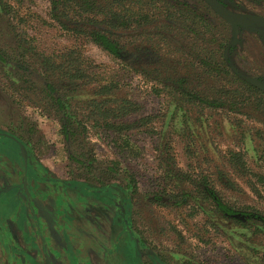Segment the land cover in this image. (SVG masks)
Segmentation results:
<instances>
[{
    "label": "rangeland",
    "instance_id": "374dc122",
    "mask_svg": "<svg viewBox=\"0 0 264 264\" xmlns=\"http://www.w3.org/2000/svg\"><path fill=\"white\" fill-rule=\"evenodd\" d=\"M96 1L103 6L115 5L114 8L119 9L114 0ZM164 1L169 2L171 7L179 3L183 7L180 9L184 11L194 10L203 21L208 15L204 0ZM222 1L236 13L264 16V0ZM118 2L135 12L154 10V4L150 0ZM70 9L68 16L77 23L72 24V27L76 25L79 29L76 33L65 30L52 19L51 0H0V153L4 150L7 153L10 148L16 152L26 149L28 152L24 156L25 161L43 164L50 169L51 178H64L65 181H77L76 175L81 173L75 172L76 169L80 172H85L84 167L89 169L87 165L71 161L73 155H80L82 150L87 152L88 149L98 155L100 164L97 167L105 169L112 159L117 158L122 164L121 168L134 173L138 189L136 194L126 188L128 174L121 172L117 184L128 191L132 198L130 230L137 240L124 238L121 244H116L115 254L112 256L114 264H248L243 259V254L231 246L228 238L233 239L234 244L235 240L239 241L238 246H241L244 237L241 238L240 235H251L250 238L247 237L251 239L250 244L264 252V231L254 229L248 234L246 231L243 233L240 226L231 221L226 223L220 218L217 222L226 226V232L218 233L205 227V214L191 218L186 205L179 208L175 204L161 206L153 200L151 195L156 193V183H160L161 176L157 164V138L135 132L133 141L139 149L138 157L122 154L110 144V139L103 142L93 133L85 141L81 134L77 135L78 142L73 137L67 139L62 134V124L50 98L52 93L59 91L74 95L75 98L68 96V99L74 105L72 112L76 113L78 102L86 101L93 87L104 85V81L115 80L120 83V96L131 98L142 105L140 115L133 116L131 121L153 115L156 118L155 127L159 131L162 129L164 116L176 107V103L172 102V94L164 89L166 84L171 83L169 77L186 78L193 92H201L210 99L214 98L217 86L229 85V82L225 80L217 83L216 78H206L203 70L195 69L194 65L198 67L199 60L191 58L196 53L182 30L173 32L172 29L165 28L163 22L154 28L151 25L142 28L133 26L129 30L115 32L112 36L125 47L124 62L110 56L88 37L87 34L94 29L105 31L103 25L95 28V25L83 21L86 16L81 19L74 7ZM100 18L104 19L103 16ZM208 20L214 31L212 34L207 33L203 39L205 30L202 28L199 44L207 43L213 50L226 45L223 59L231 71L244 80L259 78L264 81V28L241 27L238 45L234 46L231 26L216 19L213 14L208 15ZM160 34L167 36L169 43L162 44L159 48L150 46V35L159 37ZM74 38L79 42L77 46L86 60L83 61L85 66H92L90 79L85 81L63 79L54 70L47 71L45 64L48 57L57 55L58 50L75 46ZM53 52L55 53L52 54ZM125 63L136 68H151L147 72L150 78L135 73V69L129 68ZM155 75L165 84L156 81ZM152 87L163 91L160 97L154 94ZM190 108L187 107L188 116L193 120L203 118L206 124L203 127L198 125L195 140L190 142L193 152L191 156L195 155L196 158L185 154V142L181 137H174L179 166L186 172L193 173L195 179L206 175L216 180V185L228 202L239 207H253L264 213V185L257 177L239 175L227 163L230 151L242 150L246 154L250 171L264 176V131L261 136L259 134V129L264 130L263 113L249 110V113L241 115L228 110H214L206 111L205 116L201 117L199 110ZM90 169L96 173V168ZM221 171L237 184L240 192L221 188ZM92 172L90 176L95 177L96 174L93 175ZM251 180L258 191L251 189ZM84 189L88 193L107 195L109 188L96 189L85 185ZM81 201L83 204L77 207L78 212L80 207L86 211L85 207L92 199L85 194ZM71 206L73 212L74 203ZM71 215L68 214V217L73 220ZM119 220L120 216L116 223ZM260 227L264 229L263 225Z\"/></svg>",
    "mask_w": 264,
    "mask_h": 264
},
{
    "label": "trees",
    "instance_id": "16d2710c",
    "mask_svg": "<svg viewBox=\"0 0 264 264\" xmlns=\"http://www.w3.org/2000/svg\"><path fill=\"white\" fill-rule=\"evenodd\" d=\"M114 2L119 6V9L114 8L115 5L112 7L103 6L96 0H51V17L65 30L76 33L79 30L78 26L72 27V24L77 23L68 16L70 8L74 7L81 19L86 16L83 21L95 25V28L103 25L105 31L94 29L87 35L96 46L120 61L126 60L125 47L112 34L120 30H129L133 26L142 28L151 25L154 28L155 25L163 24L164 22L165 28L168 27L173 32H181L180 30H182V33L186 35V40H189L188 43L194 48L193 51L196 53L191 58L196 57L199 60L198 67L194 65L196 70H203L206 78H216L218 80L217 83L227 80L229 85L217 86L214 98L210 99L208 95L201 92H193L189 88L191 84L187 83L188 80L186 78L180 76L177 78L169 77L171 83L166 84L164 89L172 94V102L176 103V107L164 116L162 129L159 131L155 127L156 118L153 115L143 116L135 121H131L133 116L140 115L142 105L131 98L120 96L118 94L120 83L115 80L104 81V85L93 87L89 98L86 101L78 102V112L76 113L72 112L71 108L74 105L68 99V96H70L69 98H75L74 95L63 94L62 91L58 93L54 92L50 95V98L55 105L53 107L55 108L54 111L57 113L59 121L62 124V134L65 138L69 139L73 137L78 142V134H81L84 139L83 141H85L93 133L97 139L103 140V142L106 139H110V144H113L114 148L122 152V154L126 153L133 157L140 156L139 149L133 141L135 132L155 137L157 138V164L161 176L159 179L160 183H156V193H153L151 196L158 205L175 204L178 208L186 205V207H189L188 212L191 218H196L201 213L205 214V227L218 233L226 232V226L217 222L220 218L225 222L231 221L236 226H240L239 228L243 233L245 231L246 233L251 232L254 229L258 232L264 231L260 227V225L264 226V213L253 207H239L234 203L228 202L216 185V180L210 176L201 175L198 179H195L193 173L183 170L179 166L175 154L176 146L174 144V137H181L185 142V154L191 158H196L195 155L191 156L193 152L190 142L195 140L198 125L203 127L206 122L203 121V118L194 120L190 118L187 107H191V110H199L198 112L201 113V117L205 116L206 111L214 110H228L229 112L240 113L241 115H245L249 113V110H253L264 115V91L231 71L226 64L227 62L223 59V49H226V45L225 47L220 46L219 49L213 50L209 48L207 43L202 42L201 45L199 44L202 37L200 35L202 28L205 30L203 39L207 33L212 34L214 29L209 22L202 24L203 20L196 13H190L178 7H171L172 5L169 2L165 3V1L160 0H150V3L154 4L152 7L154 10L144 11L143 9L140 12H135L125 6H121L118 4V0H114ZM153 11H157V13ZM101 16L104 19L100 18ZM174 22L179 25H175ZM150 37L151 39H148V42L150 46L155 48L169 43L168 37L164 34H160L159 37L150 35ZM73 43L75 46L68 48L66 46L58 50L56 52L57 55H53L56 57L55 59L53 56L47 58L45 63L47 71L52 72L54 70L60 77L72 82L77 80L85 81L90 79L92 66L90 64L88 68L87 64L85 66L83 61L86 60L77 46L79 45L78 40L73 41ZM126 65L131 69L134 68L135 73L150 78V74L147 72L151 68L147 70L149 67L143 69L140 66H137V68L132 67L128 63ZM151 72L154 74V71ZM155 78L160 84L162 82L165 84L156 75ZM152 89L156 96H161L163 92L161 89L158 87H152ZM259 130L261 136L264 130ZM83 146L86 147L85 142H83ZM82 151L83 153L80 155H73L71 157V161L89 167V169L84 167L85 172L75 170V172L81 173L76 175L77 181L85 182L86 184L90 183L98 187H110L119 182V174L124 172L126 175L128 174V180H126L128 186L126 188L131 190L133 194L137 193V179L134 173H131L129 169L127 171L121 168L122 164L119 159H112L105 169L99 168L96 165L100 164V159L95 154V151L89 149L87 152ZM262 155L264 156V152ZM227 163L239 175L241 174L248 178L249 176L257 177L258 181L264 185V176L255 175L250 171L244 151H230L227 155ZM90 168H96V173L92 172ZM86 172L87 175H85ZM91 172L93 175L96 174V176H90ZM220 175L221 179L219 181H221L222 189L240 192L237 184L228 176H225L223 171L220 172ZM250 184L253 191H258L252 180ZM240 237H244V242L241 243V246H238L239 241L235 240L236 244H234L233 239L228 238L231 246L237 252L243 254L242 257L248 264H264V252L250 244L251 242L249 241L251 239H247L251 235L247 237L240 235Z\"/></svg>",
    "mask_w": 264,
    "mask_h": 264
},
{
    "label": "crops",
    "instance_id": "0c3cea01",
    "mask_svg": "<svg viewBox=\"0 0 264 264\" xmlns=\"http://www.w3.org/2000/svg\"><path fill=\"white\" fill-rule=\"evenodd\" d=\"M27 152L0 153V264H114L116 244L137 240L129 192L113 184L107 195L88 193L85 185L103 187L53 179ZM85 194L92 201L78 212Z\"/></svg>",
    "mask_w": 264,
    "mask_h": 264
},
{
    "label": "water",
    "instance_id": "95a60500",
    "mask_svg": "<svg viewBox=\"0 0 264 264\" xmlns=\"http://www.w3.org/2000/svg\"><path fill=\"white\" fill-rule=\"evenodd\" d=\"M206 2L211 6V8L226 22L230 24L233 29V35L237 39L240 26H250L255 25L257 27L264 28V17L255 16V15H238L229 11L224 7L218 0H206ZM249 82L256 86L257 88L264 91V83L250 79Z\"/></svg>",
    "mask_w": 264,
    "mask_h": 264
},
{
    "label": "flooded vegetation",
    "instance_id": "af4514ba",
    "mask_svg": "<svg viewBox=\"0 0 264 264\" xmlns=\"http://www.w3.org/2000/svg\"><path fill=\"white\" fill-rule=\"evenodd\" d=\"M164 1V0H163ZM205 1V7H206V12L208 13V15L210 14H213V15H215L216 16V19L218 18L219 20H221L222 22H224V23H227L228 25H230L228 22H226L223 18H221L212 8H211V6L206 2V0H204ZM219 1V3H221L224 7H226L229 11H231V12H233V13H235V14H238V15H253V14H239V13H236V12H234V11H232L228 6H226L225 5V3L222 1V0H218ZM174 4H175V2H174ZM175 7H178V8H183V7H181L180 5H179V3H176L175 5H174ZM189 7H190V5H189ZM190 8H193V7H190ZM186 11L187 12H190V13H192L194 10H192V9H186ZM208 15H206L205 16V21H203L202 22V24H207L208 22L210 23V20H208ZM255 16H260V15H255ZM260 17H264V16H260ZM250 26H255V25H250ZM250 26H240L239 27V29L241 28V27H250ZM255 27H257V26H255ZM232 28V27H231ZM261 28H263V27H261ZM232 31H233V29H232ZM238 34H239V32H238ZM235 38V37H234ZM237 38H238V35H237ZM237 40L238 39H235V43H234V46H236V45H238V43H237ZM250 79H255V78H248V80L247 81H249ZM255 80H258V81H260V82H262V83H264V81L263 80H260L259 78H257V79H255ZM250 83V82H249ZM251 84V83H250ZM254 86V85H253ZM256 87V86H255ZM261 90V89H260ZM263 91V90H262ZM131 231V230H130Z\"/></svg>",
    "mask_w": 264,
    "mask_h": 264
}]
</instances>
